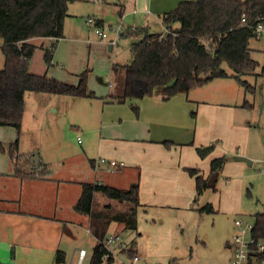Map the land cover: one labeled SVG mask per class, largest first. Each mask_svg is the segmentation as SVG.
I'll list each match as a JSON object with an SVG mask.
<instances>
[{
    "label": "crops",
    "instance_id": "0c3cea01",
    "mask_svg": "<svg viewBox=\"0 0 264 264\" xmlns=\"http://www.w3.org/2000/svg\"><path fill=\"white\" fill-rule=\"evenodd\" d=\"M182 1L185 0H82L70 4L69 16L64 23V38L57 44L52 66L48 67L45 63L41 75L76 85L79 75L86 69H91L88 89L96 95L95 99L49 95L53 99L48 107L54 106L61 112L70 111L76 124H96L85 128L83 135L87 140L82 152H68L59 147V139L53 140L56 145L51 150L54 153L52 159L45 152H40L38 146L25 145L22 134L28 125L27 115L35 114L28 105L29 95L26 94L25 97L21 135L15 128L0 127V264H55L56 253L59 249L62 250L67 221L70 218L77 219L76 216L79 215L74 206L85 183L105 184L121 189L120 181H125L130 188L139 182V211L153 215L162 212L165 215V212L171 210L180 214L195 210L198 201L196 180L187 169H197L207 178L214 159L224 157L227 151L236 154V144L227 141L228 130H217L214 127L216 122L227 121L233 128L237 126V111L227 101L211 100L205 105L200 104L201 100H191L189 95L184 100L183 96L189 92H180L165 100L164 90L160 92L156 89L152 97L133 99L129 104L131 99L122 104L106 102L114 85H104V81L114 76V65L120 64L107 59L103 53L85 50L87 46L98 47L105 44L103 40L94 39V30L86 25L87 19L94 18L101 28L117 25L121 28L122 37L134 32L165 34L164 15L174 10ZM53 41L51 38L30 40L37 47L36 51L42 52L43 60L45 50L51 47ZM2 44L0 39V69L5 65ZM113 50L114 46L111 51ZM31 68L32 66L30 70ZM96 102H102V105H91ZM134 107H138V111ZM195 107L198 109L196 116L193 114L195 121L188 122V111ZM100 109L102 114L100 121H97L96 113ZM120 111L122 114L116 116L115 113ZM181 114L184 115V121H181ZM201 120H204L202 126ZM186 125L188 128L183 131L181 127H187ZM193 130L194 142L191 146L174 138L185 136L188 139L186 141H189L193 139ZM239 132L231 129L229 133L236 139L235 136L244 135L243 131ZM218 135L225 142L221 143L220 138L217 139ZM36 137L39 135L36 134ZM18 138L19 153L30 158L36 168L40 165L43 168L45 165L51 171L49 178L21 179L12 175L14 167L7 151ZM166 141L173 143L170 149L163 144ZM78 143L83 144L80 137ZM214 143L215 149L208 157L203 159L198 155L197 148ZM1 146L6 150L5 153ZM100 159L123 162L124 166L110 171ZM236 162L241 164L240 170L244 172L243 161ZM228 166L229 162L220 175L217 191L228 192L233 186L231 177L227 175ZM108 174L119 175V178L113 179ZM221 178L230 179L224 183L225 189L220 184ZM208 191L211 190L205 193ZM213 210L215 211L214 207ZM227 212L236 213L234 209ZM234 231L233 227L230 240ZM229 245L230 242H227L228 249ZM135 246L137 252V244ZM140 264L147 263L142 258Z\"/></svg>",
    "mask_w": 264,
    "mask_h": 264
},
{
    "label": "trees",
    "instance_id": "16d2710c",
    "mask_svg": "<svg viewBox=\"0 0 264 264\" xmlns=\"http://www.w3.org/2000/svg\"><path fill=\"white\" fill-rule=\"evenodd\" d=\"M82 0H0V39L5 65L0 69V127L15 128L21 135L25 97L29 92L95 99L88 89L91 69H86L76 85L67 84L45 75L30 72L31 62L37 47L30 42L34 38H51V47L45 50L44 61L53 64L57 44L64 38V23L69 16V6ZM243 16L246 22H243ZM264 25V0H185L163 17V24L170 32L131 33L136 39L131 44L132 61L126 65H114L113 75L122 79V90L112 92L106 102L125 103L129 99L152 97L155 90L163 88L165 100L180 92L203 87L215 79L228 78L227 65L236 79L247 91L250 85L242 77L259 69L264 78V66L252 57L250 47L253 39L260 36L256 28ZM176 25V27H174ZM97 26H101L98 23ZM252 88V87H251ZM250 106V105H248ZM138 107H134L136 111ZM171 148L173 143H163ZM215 149V144L197 148L198 155L205 159ZM3 153L6 152L1 146ZM13 163L12 175L21 179H47L51 176L46 166L36 168L30 158L19 153V138L7 151ZM226 157L211 162L207 178L197 169H187L196 180L197 197L207 190L217 191L220 175L227 164ZM120 168V167H119ZM98 194L119 204H127L125 212H114L111 204L100 207ZM139 182L128 190L103 184H83L81 196L74 206L77 214L87 216L99 223L93 250L92 264H104L107 250L103 242L108 237L112 223L124 224L129 230L138 226L140 203ZM200 211L213 213L207 204ZM255 234L264 238V215L257 216ZM136 245V244H135ZM135 247L123 250L132 257ZM137 253V252H136ZM65 253L58 250L55 264H64ZM110 257L107 264H114Z\"/></svg>",
    "mask_w": 264,
    "mask_h": 264
},
{
    "label": "rangeland",
    "instance_id": "374dc122",
    "mask_svg": "<svg viewBox=\"0 0 264 264\" xmlns=\"http://www.w3.org/2000/svg\"><path fill=\"white\" fill-rule=\"evenodd\" d=\"M111 28L116 30L119 27L112 24L107 25L105 29L108 31L109 39L103 40L102 42L105 44L102 46L85 47L86 52L93 50L98 54L103 53L107 59L120 65L131 63V44L136 39L127 36L122 37L120 34L117 36L114 31L110 30ZM167 32H170V29L166 28ZM92 33L96 41L102 40L94 31ZM113 38H116V45L118 46L113 45L114 50L110 51V40ZM251 47L252 57L260 63V66H264V37L253 39ZM102 50L103 52H101ZM31 66V72L43 74L42 68L45 67V62L40 50L36 51ZM224 69L229 74L228 78H218L203 87L189 91L183 88L182 93L189 92L183 96L184 100L189 95L191 100H201L200 104L205 105H208L207 103H210L211 100L217 102L227 101L237 111L235 116L237 117V126L234 128L229 121L226 123L216 122L214 126L217 130L227 129L228 143H235L238 150L236 154L227 151L224 156L228 160L227 163L229 162L227 175L231 177L233 186L228 192L226 190L221 192L220 190L216 192L208 191L207 194L198 197L195 210L181 212L180 214L177 211L170 210L165 212V215L162 212H156L153 215L140 210L136 230H129L124 224L118 222L112 223L108 229V234L119 235L127 250L130 249V246L137 244V252L147 264H230L232 251L228 249L227 242L231 243L233 240L234 234L231 240L230 236L232 228L236 229L235 225L233 226L234 220L238 219L256 225L257 216L259 214L264 215V78L258 76L259 69L242 77L250 85V90L247 91L232 77L233 72L227 65H224ZM109 83L114 85L112 92L116 94L121 92L122 79L119 76L114 75L109 80L104 81V85L107 84L108 86ZM157 91L161 92L163 88H158ZM27 95H29L28 105L35 111V114L29 115L28 113L27 115L28 125L22 134L25 145L38 146V150L45 152L51 159L54 155L51 150L53 145H56L52 142L53 140L59 139L61 142L59 147L68 152H82L85 149L87 139L83 132L85 128L93 127L96 122L93 124L88 122H84L82 125L76 124L74 122L75 117L70 111L61 112L55 109L54 106L48 107L51 99H53L49 94L29 92ZM34 97L37 98L34 99ZM132 101L134 100H129L128 104ZM91 105L100 106L102 102ZM197 113L198 109L196 107L188 111L187 121L194 122ZM101 114L102 109L99 113H96L97 121H100ZM121 114V111L115 113L116 116ZM183 114H181V121L185 120ZM107 118V120L110 119L108 115ZM79 121L77 120V122ZM203 123L204 120H201L200 125L202 126ZM219 124H221V127ZM181 128L185 131L188 126ZM231 129L238 130V132L243 131L244 135L235 136L236 139H234L229 133ZM36 134L39 135L38 138ZM193 134L194 130L191 132L192 137ZM219 136L217 139L220 138ZM78 137L81 138L83 144L78 143ZM174 138L178 142L182 140V144L190 146L194 142V137L189 141H186L188 139L185 136H181L180 139L177 136H174ZM220 141L221 143L225 142L221 138ZM236 157H245L252 164L242 162L245 165L244 172H242L239 167L241 164L236 162ZM113 175L108 174L113 179L119 178V175ZM221 179L220 184L223 188L224 183L230 179ZM119 184L122 186L121 190L130 188L125 181H120ZM96 203L100 204V207L111 204L114 212H125L129 208L127 204H119L117 201L110 200L101 194L97 195ZM208 203L213 204L214 213L199 210ZM231 209H234L236 213L228 214L227 210ZM76 217L77 219L70 218L67 221V231L62 246V251L66 257L64 264H92L99 223L96 220L91 221L87 216L77 215ZM80 250L86 252V257L82 261L79 259ZM110 250L115 254V263L128 262L129 256L123 254L124 252L120 251L117 246L111 247Z\"/></svg>",
    "mask_w": 264,
    "mask_h": 264
},
{
    "label": "built area",
    "instance_id": "2783aa9c",
    "mask_svg": "<svg viewBox=\"0 0 264 264\" xmlns=\"http://www.w3.org/2000/svg\"><path fill=\"white\" fill-rule=\"evenodd\" d=\"M246 22L245 16L242 19ZM86 25L92 28L95 34L102 40H108L109 34L105 28L97 26V22L94 18L86 20ZM110 30L114 31L117 36L121 35V28ZM136 31V29H134ZM256 33L260 37H264V25L261 23L256 28ZM111 46L116 45V38L110 40ZM100 161L106 164L110 171H114L119 167H123L124 163L117 161H107L106 159H100ZM236 227L233 240L230 243V249L232 251V258L230 264H264V239L259 238L255 234V224L245 223L244 221L236 219L234 222ZM104 248L107 250V255L104 257V263H108L110 257L116 259L115 254L110 250L111 247L117 246L120 251L126 250V245L122 241L119 235H109L103 242ZM86 257V252L80 250L79 259L82 261ZM142 257L138 253H134L132 257H129L127 263L121 264H140ZM118 264V263H114Z\"/></svg>",
    "mask_w": 264,
    "mask_h": 264
},
{
    "label": "water",
    "instance_id": "95a60500",
    "mask_svg": "<svg viewBox=\"0 0 264 264\" xmlns=\"http://www.w3.org/2000/svg\"><path fill=\"white\" fill-rule=\"evenodd\" d=\"M110 51L112 50V46H110ZM237 161H243V162H247L249 165H251L252 164V162L250 161V160H248V159H246L245 157H236L235 158Z\"/></svg>",
    "mask_w": 264,
    "mask_h": 264
}]
</instances>
